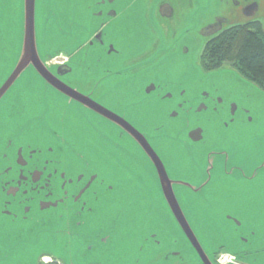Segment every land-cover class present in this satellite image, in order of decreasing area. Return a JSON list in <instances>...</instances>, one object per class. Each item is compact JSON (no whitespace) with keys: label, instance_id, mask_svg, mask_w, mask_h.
Instances as JSON below:
<instances>
[{"label":"flooded vegetation","instance_id":"obj_1","mask_svg":"<svg viewBox=\"0 0 264 264\" xmlns=\"http://www.w3.org/2000/svg\"><path fill=\"white\" fill-rule=\"evenodd\" d=\"M76 1L65 5L68 13L61 18L54 0H39L40 37L52 72L144 134L174 180L197 188L206 180L209 157L215 152L212 179L201 191L176 184L189 197L199 198L213 212L232 219L239 229V215L248 211V199L255 201L250 192L257 191L258 204L250 211L263 214L264 196L254 184L261 172L256 173L259 166H254L260 157H254L260 154L254 153L250 160L249 147H239L247 138L231 136L228 130L233 125L224 127V119L233 111L238 118L239 104L234 109L232 95L226 97L218 88L187 89L171 82L163 70L168 58L189 56L192 36L200 40L203 35L205 47L233 28L264 39V0H212L215 11L204 25L200 12L207 2L203 0ZM45 13H50V19ZM43 18L45 25L56 26L58 34L50 36L41 26ZM79 64L81 72L76 68ZM34 80L26 79L0 101V259L7 254L6 246H39L42 235L52 233L65 236L69 244L84 242L86 250L96 248L113 261L115 249L127 242L122 219L133 226L134 211L139 220L147 221L153 189L170 212L155 167L127 129L46 87L40 77ZM247 121L243 115L242 122L248 125ZM89 130L94 136L109 137L108 149L97 148ZM259 134L253 132V136ZM81 150L91 155V163L81 158ZM121 155L126 156L128 166L119 172L116 178L121 183L112 190L109 183L114 177L100 169ZM241 166L248 173L252 167L250 174L256 173L255 178L229 174V167ZM95 172L99 176L93 179ZM184 190L177 191L179 198L184 197ZM176 241L168 247L167 241L148 228L139 246H165L151 261L160 256L178 262L182 254L173 248ZM261 251L264 247L251 254L248 249L232 251L222 246L209 257L216 264H257L254 257ZM195 253L196 264H204ZM39 264L64 261L56 253H44Z\"/></svg>","mask_w":264,"mask_h":264},{"label":"rangeland","instance_id":"obj_2","mask_svg":"<svg viewBox=\"0 0 264 264\" xmlns=\"http://www.w3.org/2000/svg\"><path fill=\"white\" fill-rule=\"evenodd\" d=\"M78 1L79 3L82 2L81 0ZM205 1L207 4L202 5L200 12L202 25L205 24V21L208 20L215 9L210 5L212 0H203L202 2ZM75 2L77 1L54 0V4L59 6L58 12L61 18H64L68 13V8L65 5L67 3L75 4ZM132 18L137 17L132 16ZM53 28L52 25H50V28L48 27L47 31L50 36L58 34L55 30L56 26ZM21 34L22 0H0V82L7 76L18 56ZM190 39L192 41L191 50L187 58L181 59L178 56L175 58L172 56L165 60L163 71L169 74V80L183 84L187 89L196 88L197 90L212 91L214 88H220L223 95L226 97L232 95L231 100L239 104L238 118L233 127L228 130L229 134L248 138L252 136L254 131H259L264 135V89L243 76L230 64H225L211 71L205 70L201 65L200 53L203 52L207 39L203 35L200 40L197 37L193 38V36ZM76 68L79 72L82 71L80 64ZM75 79L78 80L77 83H80L78 75ZM245 105L251 107V113L245 110ZM243 115L248 118L249 115H252L255 119L247 121L249 122L248 126L242 122ZM153 195V200L148 204L147 221L145 219L139 220L137 213L134 211L132 214L133 226L127 218L122 219L120 224H122L123 238L127 242L115 249L113 261H110L104 255L98 254L96 248L86 250L84 242L74 241L69 244V240L65 236L50 233V236L42 235L39 246L30 245L22 248L17 245L6 246L7 254L1 257L0 264H39L40 256L44 253L53 255L56 253L64 261V264H134V261L138 258H141L140 264H196L193 248L186 238H183L171 213L166 209L157 196L159 195L158 192L154 189ZM183 202L191 223L210 254L217 251L218 245H223L228 250L230 249L229 245L231 247L236 245L232 235L233 225L229 224L226 221L227 219L221 218L218 213L211 212L210 209L200 208L194 198L188 195L183 197ZM245 221L255 223L254 226L259 227L257 229L259 235L256 234L254 242L257 239L264 241V215L260 220L256 216L247 215ZM148 228L157 232L162 241H167L165 244L168 247L171 246L169 241L177 240L178 244L173 246L181 252L182 260L175 262L172 259L166 261L164 257L160 256L154 258L156 253L159 254L162 250H166L165 246L161 248L152 245V243L151 245L144 244V249L140 250L141 234ZM241 233L250 236L246 230L241 231ZM152 255H154V260L151 261ZM262 256H260L261 262L258 261L257 264H264V257ZM246 263L252 264L248 261Z\"/></svg>","mask_w":264,"mask_h":264},{"label":"water","instance_id":"obj_3","mask_svg":"<svg viewBox=\"0 0 264 264\" xmlns=\"http://www.w3.org/2000/svg\"><path fill=\"white\" fill-rule=\"evenodd\" d=\"M48 3H49V7H51L50 6L51 1H49ZM44 16L47 19H50L49 18L50 13L49 14L45 13ZM40 18L41 17H40L39 0H22V34L20 39V47L18 51V56L16 57L15 62L13 63L11 69L7 73V76L3 79L2 82H0V101L7 99L8 96L11 95V92H13V90L16 87L18 88L19 85L21 86V83L25 82L26 79H28V81L33 83L35 82L34 80L35 77H40L43 80L46 87H51L56 91H58L59 93H61L62 95H65L70 100L80 103L83 106L92 108L97 113L105 115L108 120L118 125H121L122 127H124V129H127L130 135L133 137V139L139 144V146L145 151V153L151 159L155 167L157 177L159 178V184L163 197L166 203L168 204L171 215L175 223L178 225L180 229V233L182 234L183 238L184 239L186 238V240L190 243L193 250L195 249V252L198 253L199 257L201 258L204 264H216L211 260V258L209 257V252L203 246L202 244L203 240H201L200 235L198 234V232L196 231V229L194 228L193 224L191 223L188 217V212L184 206L183 198L182 197L179 198L177 192L179 191V193H181V191L184 190L182 188L184 186L186 187L188 186L191 190H195L196 187L188 182L172 179L166 169L165 164L158 156L156 151L152 148L151 144L146 139L145 135L142 134L139 130H137L133 125H131L129 122H127L124 118L120 117L119 115H116L115 113L106 109L101 104H99L89 96L85 95L78 89L71 87L52 72V70L49 68V66L45 61L43 41L41 40L40 31H39ZM46 18H43L44 20L41 22V26L43 24L44 28L47 30L49 24L45 25ZM233 106L235 109L238 106V103L233 101ZM254 132L259 133V131H254ZM251 137H248L247 139L245 138L246 140H242V144H240L239 147H245V148L249 147L250 152L255 151L253 153L250 152L247 153L248 155L251 154L250 156H247L248 158H250V160L260 157V160L258 161L259 164H256L254 166L255 167L259 166L256 173H258L259 171L261 172L259 176L256 177L254 184L258 185L257 187L259 188L258 189L259 194L264 196V169H261L260 167L261 162L264 163V158H263L264 135L260 133L259 137L255 135L252 138ZM254 153L257 154L259 153L260 156H256L253 158ZM231 169L232 168L229 167V174ZM251 171H252V167L249 168V174L251 173ZM256 173H254L253 175H255ZM241 175L242 174L237 169V173L232 176L237 178H239V176L244 177ZM176 184L183 186L177 188ZM250 193L255 198V201L251 202L252 198L248 199V206H247L248 211H245L243 214L239 215V220L242 222L241 225L242 227L237 229L236 224L233 222L232 219H227L226 217H222L221 215L220 217L227 219L226 221H228L229 224L233 225L232 235L234 237V240L236 241V245L232 247L229 245V248L232 251H240L241 249H248L249 252L253 254L258 250H261V247H264V241H260L259 239H257V241L254 242L256 234L259 235L257 231L259 227L254 226L255 223H249L245 221V217L247 215H253L260 220L261 217L264 215V213L260 214L250 211V209L253 208L254 203L255 205L258 204V202L256 201L257 200L256 197L258 196L257 191H251ZM182 194L186 196L187 192L184 190ZM194 200L196 201V204L200 208L210 209L209 206L206 205L199 198L195 197ZM210 211L213 212L212 209H210ZM245 230L248 231L250 236L241 233V231H245ZM222 246L223 245H218L219 248ZM173 248L176 249L175 247ZM140 250H143V247ZM196 256L197 255L195 253L194 258ZM260 256L264 257V252L261 251L259 256L257 255L256 257H254L255 259H257V262L258 261L261 262ZM140 263H141V258H138L136 261H134V264H140Z\"/></svg>","mask_w":264,"mask_h":264},{"label":"trees","instance_id":"obj_4","mask_svg":"<svg viewBox=\"0 0 264 264\" xmlns=\"http://www.w3.org/2000/svg\"><path fill=\"white\" fill-rule=\"evenodd\" d=\"M201 62L207 71L228 63L264 89V39L259 34L233 28L207 43Z\"/></svg>","mask_w":264,"mask_h":264},{"label":"snow or ice","instance_id":"obj_5","mask_svg":"<svg viewBox=\"0 0 264 264\" xmlns=\"http://www.w3.org/2000/svg\"><path fill=\"white\" fill-rule=\"evenodd\" d=\"M53 14H54V12H53ZM100 14L102 15L103 13L101 12ZM185 91H186V89H185ZM21 104L23 105V101H21ZM180 107H183V104H181ZM245 110L248 111L249 113H251V111H252L251 107L248 106V105H245ZM217 111L219 112L220 109L217 108ZM174 113H175V115H178L177 112H174ZM64 115L65 116L67 115V110H65ZM41 116H42V118H44V114H41ZM254 119H255L254 116L249 115V120L250 121L251 120H254ZM235 123H236V116H235V111H233L231 117L224 119V127L225 128H230L231 125H233ZM159 128H160V126H157V131H159ZM92 133H93V130H89L88 131V135L92 136V139H93L94 143L96 144L97 148H99L101 151L108 149L109 142H110V138L107 137L106 135L94 136ZM200 138H203L202 137V132H201ZM65 143H67L66 140H65ZM116 147H119V144L118 143L116 144ZM224 154L225 155H228V152L225 151ZM79 155L87 163H91L92 162V157H91V155L88 152H86L84 150H81L79 152ZM215 155H216V153L213 152L212 155L209 157L208 176L206 177V180L205 181H201L200 184L197 186V188H196L197 191H201L203 189V187L206 186L207 181H210L212 179L211 173H212V168L214 167L213 157ZM127 166H128V161H127L126 156L125 155H121V156L117 157L115 159V161L111 162L109 165H105L104 167H102L100 169L101 171H105L107 174L112 175L114 177V180L109 183V187L112 190H115L116 187H117V184L118 183H121V180L120 179H117L116 177L118 176L119 172L122 169H125ZM260 167H261V169H264V163H262ZM238 170H239V172L242 175L247 176L250 180L255 178L254 175L249 174L246 171V169L244 167H242V166L239 167ZM236 173H237V168L233 167L231 169V171H230V174L235 175ZM98 176H99V172H95V173H93V177L92 178L95 179ZM81 178H83V177H81ZM132 179L133 178L131 176L127 177V180L129 181V183L132 182Z\"/></svg>","mask_w":264,"mask_h":264},{"label":"crops","instance_id":"obj_6","mask_svg":"<svg viewBox=\"0 0 264 264\" xmlns=\"http://www.w3.org/2000/svg\"><path fill=\"white\" fill-rule=\"evenodd\" d=\"M124 8V7H123Z\"/></svg>","mask_w":264,"mask_h":264}]
</instances>
